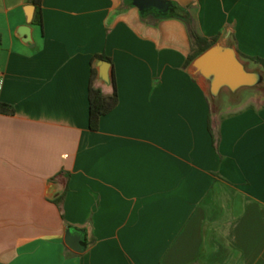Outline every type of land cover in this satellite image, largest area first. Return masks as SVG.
Here are the masks:
<instances>
[{
	"label": "crops",
	"instance_id": "0c3cea01",
	"mask_svg": "<svg viewBox=\"0 0 264 264\" xmlns=\"http://www.w3.org/2000/svg\"><path fill=\"white\" fill-rule=\"evenodd\" d=\"M172 1L264 57V0ZM190 50L183 20L125 0H0V264H264V99L214 107ZM101 52L118 100L90 129Z\"/></svg>",
	"mask_w": 264,
	"mask_h": 264
},
{
	"label": "water",
	"instance_id": "95a60500",
	"mask_svg": "<svg viewBox=\"0 0 264 264\" xmlns=\"http://www.w3.org/2000/svg\"><path fill=\"white\" fill-rule=\"evenodd\" d=\"M131 3L139 11L154 9L163 14L173 9L171 0H131ZM31 18L32 12L29 13L26 24L31 21ZM21 29H25L23 34L27 36L26 28L21 27ZM190 63L199 73L206 77L211 99L212 95H216L223 87L235 90L241 86L255 85L262 76L261 72L256 68L264 71L258 63V67L249 68L231 46H221L217 41L197 54ZM94 65L97 69L98 81L110 83V62L106 59L98 58L94 60ZM212 103L214 104L213 99ZM83 234V230L68 226L65 229L64 241L71 249L81 251L84 249Z\"/></svg>",
	"mask_w": 264,
	"mask_h": 264
},
{
	"label": "trees",
	"instance_id": "16d2710c",
	"mask_svg": "<svg viewBox=\"0 0 264 264\" xmlns=\"http://www.w3.org/2000/svg\"><path fill=\"white\" fill-rule=\"evenodd\" d=\"M33 1L37 2V0H33ZM125 1L127 3H131V0H125ZM171 3L173 6V9L168 10L166 13L162 14L154 9H147V10L140 11V16L142 17V19H145L147 14L153 16L155 19L166 17V16H174V17H177L183 20V22L186 25V29H187L189 40H190V47H191L190 52L186 55L185 60H184V66H186L188 63L191 62V60L197 54H199L205 48H207L212 43H214L215 40L217 39V35H214L212 37H207L203 35L202 33H200L196 29L194 20L192 16L190 15L189 11L187 10V5H181L172 0H171ZM32 22L41 24L42 19H41L40 7H36V10L32 18ZM244 56L247 59L258 63L264 69V57L258 56V55H246V54H244ZM98 58L106 59L111 63L110 57L103 52L95 53L91 58V62H93V60L98 59ZM110 84H111L110 92L104 93L97 79L96 66L92 64L90 67V77H89L88 94H87L88 96V126L90 129L98 128L100 116L108 112L109 110H111L117 103L118 96H117L113 69H111ZM0 112L13 113L14 106L11 103L0 100ZM214 147L217 150V144L215 142V138H214ZM66 189L67 187L65 185L62 192L55 198L56 201H60L63 198V194L65 193ZM83 244L85 246L84 242Z\"/></svg>",
	"mask_w": 264,
	"mask_h": 264
},
{
	"label": "rangeland",
	"instance_id": "374dc122",
	"mask_svg": "<svg viewBox=\"0 0 264 264\" xmlns=\"http://www.w3.org/2000/svg\"><path fill=\"white\" fill-rule=\"evenodd\" d=\"M256 69L262 74L258 83L253 86H241L235 90H229L223 87L216 95H212L214 107L217 103L225 102L229 105L228 109H232L249 101H253L254 99H264V71L258 68Z\"/></svg>",
	"mask_w": 264,
	"mask_h": 264
},
{
	"label": "built area",
	"instance_id": "2783aa9c",
	"mask_svg": "<svg viewBox=\"0 0 264 264\" xmlns=\"http://www.w3.org/2000/svg\"><path fill=\"white\" fill-rule=\"evenodd\" d=\"M2 84H3V73L0 70V88L2 87Z\"/></svg>",
	"mask_w": 264,
	"mask_h": 264
}]
</instances>
